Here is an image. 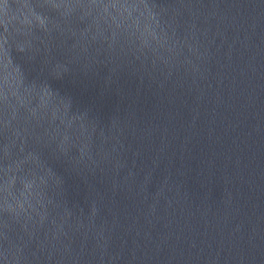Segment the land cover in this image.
<instances>
[{
	"label": "water",
	"instance_id": "95a60500",
	"mask_svg": "<svg viewBox=\"0 0 264 264\" xmlns=\"http://www.w3.org/2000/svg\"><path fill=\"white\" fill-rule=\"evenodd\" d=\"M0 264H264V0H0Z\"/></svg>",
	"mask_w": 264,
	"mask_h": 264
}]
</instances>
